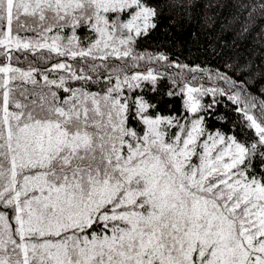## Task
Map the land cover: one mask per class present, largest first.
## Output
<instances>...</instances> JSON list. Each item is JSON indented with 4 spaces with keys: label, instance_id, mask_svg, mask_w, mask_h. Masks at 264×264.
I'll list each match as a JSON object with an SVG mask.
<instances>
[{
    "label": "snow or ice",
    "instance_id": "obj_1",
    "mask_svg": "<svg viewBox=\"0 0 264 264\" xmlns=\"http://www.w3.org/2000/svg\"><path fill=\"white\" fill-rule=\"evenodd\" d=\"M160 12L0 0V264H264V99L137 51Z\"/></svg>",
    "mask_w": 264,
    "mask_h": 264
},
{
    "label": "trees",
    "instance_id": "obj_2",
    "mask_svg": "<svg viewBox=\"0 0 264 264\" xmlns=\"http://www.w3.org/2000/svg\"><path fill=\"white\" fill-rule=\"evenodd\" d=\"M161 12L158 27L146 38H141L137 51L146 54H165L170 62L186 64L189 68H199L206 72L235 73L233 79L245 80L248 90L257 99L264 89V14L256 13L251 20L248 11L240 5L249 0H193V6L181 8L177 0H158ZM247 27V32L242 30ZM251 65V72L246 67ZM146 66V65H142ZM154 67L156 65H153ZM259 69V71H257ZM180 69L173 67L175 74ZM185 74L188 75L185 70ZM199 75V73H197ZM206 85L215 82L204 81ZM168 83L165 80L161 87ZM226 87L223 81L218 82ZM210 99V98H208ZM178 111L181 101L166 100ZM164 107V104L161 105ZM234 105L227 98H221L218 112L227 115L229 121L238 114L231 109ZM210 127H221V123L210 120ZM223 127L227 129L228 123Z\"/></svg>",
    "mask_w": 264,
    "mask_h": 264
}]
</instances>
